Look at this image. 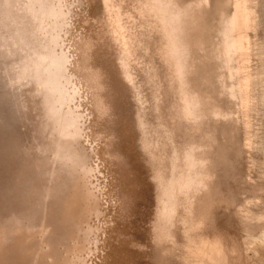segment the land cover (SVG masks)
Returning <instances> with one entry per match:
<instances>
[{"label":"rangeland","instance_id":"1","mask_svg":"<svg viewBox=\"0 0 264 264\" xmlns=\"http://www.w3.org/2000/svg\"><path fill=\"white\" fill-rule=\"evenodd\" d=\"M183 1L200 4L206 52L235 2L246 1L250 11L246 53L233 64L245 76L225 79L219 109L210 96L216 62L207 61L205 78L191 71L181 85L165 31L146 0H64L62 49L79 90L76 103L88 119L83 145L96 153L90 181L99 211L88 221L92 243L85 264H264V0ZM30 19L18 0H0V264H47L51 254L45 228H24L31 229L25 217L20 227L8 222L37 206L46 182L38 174L43 160L34 149L28 87L19 90L8 80L19 55L4 49L13 33L32 48L46 41ZM122 53L129 54L159 157L144 148L140 107ZM243 76L248 84L240 92ZM174 150H187L197 179L178 196L174 214L164 217L159 180L168 179Z\"/></svg>","mask_w":264,"mask_h":264},{"label":"bare ground","instance_id":"2","mask_svg":"<svg viewBox=\"0 0 264 264\" xmlns=\"http://www.w3.org/2000/svg\"><path fill=\"white\" fill-rule=\"evenodd\" d=\"M18 4L24 16L38 21L39 32L47 37L36 48L30 47L25 40L24 43L17 33L4 39L5 51L19 55V61L13 62L16 65L12 63L14 67H10L12 76L9 77L12 80H8L19 90L28 87L25 92L35 113L34 149L43 160L38 174L46 182L37 206L12 214L8 222L20 227L25 217L30 219L31 229L24 228L32 230L33 225L45 228L43 239L51 253L47 264H85L83 255L91 251L92 243V230L88 221L99 211L97 196L90 181L96 172L90 160L96 153L93 148L88 150L83 145V139L87 137L88 119L76 103L79 90L69 71V55L62 49L68 14L64 9V0H18ZM146 4L153 9L165 31L167 55L175 63V75L181 85L187 83L191 71H196L199 78H205L207 61L212 58L216 62L217 73L213 80L217 90L214 89V95L210 96L213 98V107L219 109L218 93H222L221 86L225 79L230 80L233 75L240 79L244 75V68L236 69L233 64L237 56L240 58L246 53V29L250 17L246 1L235 2L234 13L221 26L217 43L210 52H206L202 44L199 3L193 5L183 0H146ZM121 44V50H125V43ZM127 55L124 53L123 56L122 53L124 58L121 63L126 80L135 89V99L140 107L137 118L145 134L144 148L152 157H159L158 142L153 127L144 119V102L129 68ZM244 76L240 81V92L245 91L248 84ZM229 91L233 95V89ZM19 104H23V101ZM173 154L168 179L159 180L158 210L164 217L174 214L178 196L197 179L190 173L194 163L187 150L179 154L174 150ZM198 176L202 180L203 176Z\"/></svg>","mask_w":264,"mask_h":264}]
</instances>
